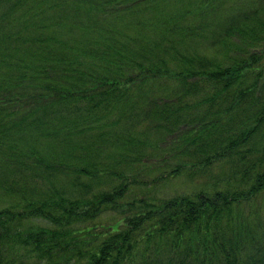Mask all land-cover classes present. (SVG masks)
Masks as SVG:
<instances>
[{
	"label": "trees",
	"instance_id": "1",
	"mask_svg": "<svg viewBox=\"0 0 264 264\" xmlns=\"http://www.w3.org/2000/svg\"><path fill=\"white\" fill-rule=\"evenodd\" d=\"M71 1L0 12V264H264V0Z\"/></svg>",
	"mask_w": 264,
	"mask_h": 264
},
{
	"label": "rangeland",
	"instance_id": "2",
	"mask_svg": "<svg viewBox=\"0 0 264 264\" xmlns=\"http://www.w3.org/2000/svg\"><path fill=\"white\" fill-rule=\"evenodd\" d=\"M54 2H57V5L61 3H68L65 8H72L71 0H11V2L9 4H5V6L4 3L0 5V12L3 11L4 8H9L10 6H12L13 3L16 5L18 4L15 7L21 9H17L16 12H14V14L12 15V17H16V15L25 8H48V5ZM55 8H60V5ZM10 25L14 29V23L12 22V20L10 22ZM40 33V30H36L29 37L38 35ZM156 155L157 154L152 156L153 158L148 159L147 162L143 164V167H146L145 169H142L143 171L139 175H137L135 178H131L134 179L133 183L129 187V191L126 193L121 203L131 202L135 199L136 201H138V198L141 197H146L151 200L155 198H168L181 193L198 190V188L203 186L208 178L222 176V172H225V170H227V167H220L216 164L214 165V167H212L211 172L207 174L200 173L193 178L188 177L184 174L171 175L170 171L171 167L173 166H171L170 164L167 166V164H165V160L162 159V157ZM95 187L98 186L95 185ZM261 202L262 206L260 207V209L263 210L264 199L261 200ZM121 216L122 214L120 210L108 209L96 219V223L111 225V223L115 222V220H119ZM25 221L27 220H24V223ZM23 261L25 264H33V260L30 258H23Z\"/></svg>",
	"mask_w": 264,
	"mask_h": 264
}]
</instances>
